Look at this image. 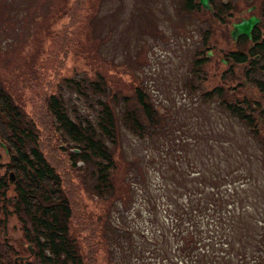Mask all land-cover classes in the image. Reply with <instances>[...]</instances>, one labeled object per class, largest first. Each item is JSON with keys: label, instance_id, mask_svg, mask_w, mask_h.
<instances>
[{"label": "rangeland", "instance_id": "obj_1", "mask_svg": "<svg viewBox=\"0 0 264 264\" xmlns=\"http://www.w3.org/2000/svg\"><path fill=\"white\" fill-rule=\"evenodd\" d=\"M172 1L179 2L81 0L75 15V10L72 9L73 0H0V83L28 119L36 112L37 106L43 103L42 100L46 101L47 91L50 89L59 92L58 97L63 100L70 116L80 117L86 113L89 118L97 105L93 98L95 93L90 90L86 95L77 93L74 87L67 85L64 77L92 75L99 69L112 78L127 81L126 83L132 82L131 76H137L142 91L152 101H162L175 112L177 109L182 116L180 120L187 121L191 118L192 123H200L205 131L213 132L217 127L224 129V134L217 131L214 138L209 139L210 145L207 149L197 144L205 149L203 159L206 167L209 166L208 171L197 175L204 183L202 185L201 181L198 182L200 193L209 195L213 188L207 181L209 176L220 179L224 177V172H228V179H223L226 183L222 184L220 189L214 188V192L225 195L223 202L227 203L221 205L220 214L228 219L221 221L220 230L202 241L206 246L215 241L211 249L218 254L225 252L224 255L227 253L232 259L224 260L225 264H241L253 249L251 235H255L257 228L263 229L262 225L257 223L264 203V135L253 136L240 119L227 115L221 109V104L216 103L217 99L210 97L200 101L199 95L194 96L193 91L189 92L188 85L192 86V82L193 87L198 85L199 89H203L218 84L222 87V92L224 90L237 99L243 94H251L264 104V89L258 90L250 80L251 77H256L264 83V52L259 50L260 54L256 56L254 64L245 61L228 68V62L225 63L224 59L229 49L236 48L241 49L247 58L252 56L247 48L249 41L243 38L237 40V37L232 40L228 31L231 21L254 14L259 16L255 24L261 36H264V0H226L231 7V15H223L226 18L224 24L212 21V17L204 10L197 14L189 13L181 5L174 6ZM211 1L217 4L220 0ZM251 5H254V8L248 7ZM151 17L154 26L153 30L148 32L141 25L143 20ZM75 18L77 22H71L70 19ZM205 25L210 26V35L208 31L206 36L202 34ZM71 28L75 31L74 34L70 31ZM203 53L206 56L196 70L192 57L202 56ZM249 65H252V69L248 77H245L244 68ZM47 80H52L53 85L48 86ZM131 89L132 87L124 93L127 92L133 101ZM40 108L42 113L43 108ZM36 115L33 114L34 117ZM37 123V134H40V128L41 132L49 137V144L55 145L54 141L61 144L59 140H62L63 135L60 134L61 137L57 133V126L51 116L48 122L44 119L43 122ZM181 124L186 127L189 123ZM133 139H127L125 135L120 136L123 157L126 159L129 155H137L140 156L137 162L139 165H148L145 161L146 147ZM39 145L46 156L43 140L39 139ZM6 149L0 142V175L5 179L11 170L6 165ZM49 155L50 159L47 156L46 158L58 169L55 149L51 148ZM221 157L227 158L229 164L226 166L224 163L216 169L217 160ZM66 163L67 161L65 166ZM184 166L187 169L185 163ZM153 167L154 171L149 169L145 172L152 182L160 176L158 166ZM88 170L89 164L84 163L77 167L76 174L81 178L84 188L90 191L92 178ZM170 172L173 176L169 175V180H176L174 184L177 183L180 174L172 169ZM73 175L74 170H70L68 176L74 179ZM231 178L236 182L231 183ZM231 188V192L235 190L233 197L229 190ZM87 190L85 192L88 194ZM12 194V188L8 186L5 197L0 198V264H39L40 260L35 256L34 249H28L19 217L11 211V202L7 198ZM214 196H217V193ZM84 197L86 196L78 194V198L83 199L79 208L85 213L93 201L85 200ZM133 197L131 206L121 209L122 217L117 216V211L108 210L109 212L100 218L102 223H105L106 231L99 235L104 236L102 239L108 250L104 253L105 262L101 260L99 248L98 252L93 253L91 264H187L181 257L185 260L188 258L184 250L169 248V245L180 240L173 238L169 226L159 227V221L165 219L155 212L154 218L151 216L153 221L147 224L149 220L145 216L144 201H140L139 193H135ZM209 216L215 218L208 214V219ZM221 218L216 219L220 221ZM237 220H241L238 225ZM117 221L122 222H118L120 228L131 233L129 237L125 233L120 235L109 229L111 224L116 226ZM215 223L217 225L216 221ZM229 223L233 227L229 226ZM70 224L71 233L78 237L79 249L84 253L83 245L88 243L87 238L82 241L77 223L70 220ZM155 224L157 227L153 230ZM161 230L165 234H162ZM114 240L122 242L121 245L115 244ZM148 243L156 244L163 251L151 254L146 248Z\"/></svg>", "mask_w": 264, "mask_h": 264}, {"label": "trees", "instance_id": "obj_2", "mask_svg": "<svg viewBox=\"0 0 264 264\" xmlns=\"http://www.w3.org/2000/svg\"><path fill=\"white\" fill-rule=\"evenodd\" d=\"M178 1H172L174 6L181 5L189 13L195 14L204 10L212 17V21H218L219 24H224L226 21L224 14L231 15V7L226 0L217 1V4L208 0L211 10L203 8L198 0ZM80 3L81 0H73L72 9L75 10V15ZM70 12L72 18V10ZM70 20L77 22V18ZM142 22L141 26L145 28V31L153 30L152 17ZM205 26L202 34L206 36L208 31L210 35V26ZM70 31L75 33L73 28ZM104 36L105 34L102 38ZM240 38L252 40L251 44L247 45L251 55L254 53L259 55V50L264 52V36H261L257 26L250 30V37L240 34L237 40ZM226 54L224 59L225 63L228 62V68L245 61L249 64L256 62L253 56L247 58L244 52L237 49H229ZM205 56L206 54L203 53L202 56L192 57L196 70L198 69L196 67L201 66ZM251 69L252 65L244 68L245 77H248ZM78 76L69 75L64 78L67 85L74 87L79 94L86 95L89 90L95 93L93 98L97 105L89 118L86 113L80 117L70 116L63 100L58 97L59 92L50 89L47 91L46 101L42 100L43 103L40 105L43 112L39 111L41 108L38 105L36 112L33 113L37 115L34 117L31 114L28 119L0 83V142L8 149H6L8 157L6 165L15 175L12 210L22 224V234L30 245L34 246L35 256L40 260L39 264H91L93 253L98 252L99 248L101 260L105 262L104 253H107L108 247L102 239L104 236L100 237V235L102 231H106V227L100 218L108 210H115L117 216L122 217L121 209H128L131 206L135 193H139L141 202L144 201L145 216L149 220L147 224L153 221L154 214L157 212L158 216L165 219L159 221V227L169 226L173 238L180 240L169 245V248L176 247L184 250L188 257L185 260L181 256L184 262L225 264L224 260L231 261L227 253L224 255L225 252H220V255L211 249L215 241L208 243V246L202 241L203 238H209L214 232L220 230L221 221L228 219L220 214L221 205L227 203L223 202L225 195L214 192L215 187L220 189V186L226 183L223 179H228L226 177L228 172H224V177L220 179L213 175L208 177L207 181L213 186L209 195L200 193L201 188L198 182L201 181L202 185L204 183L202 178H197L198 174H203L209 169L203 159L204 148L207 149L210 145L209 139L214 138L217 131L224 134L225 130L217 127L213 132L205 131L200 123L196 121L192 123L191 118L187 121L180 120L181 115L177 109L175 112L172 107L164 105L162 101H152L142 91L137 76H131V83H126L127 81L120 78H112L100 69L94 71L92 75ZM250 80L255 83L258 90L264 88L262 79L251 77ZM47 84L53 85L52 80H47ZM191 84L192 86L188 85L189 92L193 91L194 96L199 95L200 101L210 97L217 99L216 103L221 104V109L227 115L240 119L248 127L250 134L257 137L264 135V104L251 94L249 96L243 94L244 97L237 99L224 90L222 92V87L218 84L203 89H199L198 85L193 87L192 82ZM131 87L133 101L127 92L124 93ZM246 91L249 93L248 90ZM49 116L58 128L54 126L57 133L63 135V137L60 135L61 144L55 141V145L49 144L47 142L49 137L45 136L40 128V134L36 133L39 126L37 122H43L44 119L48 122ZM183 122L189 124L184 127L181 124ZM121 135H125L127 139L134 138L133 140L146 147L145 161L148 165H139L137 162L140 156L137 155H129L126 159L123 157L119 141ZM39 139L45 143V155L49 159L50 149H55L58 169L44 156ZM197 144H201L204 148ZM116 149L117 152H115ZM191 162L193 164H190ZM84 163L89 164L88 172L92 178L90 191L84 188L81 178L76 174L77 167ZM224 163L227 166L228 159L219 158L216 169ZM153 166H158L160 176L152 182L145 172L149 169L154 171ZM171 169L180 174L175 184L176 180L171 182L172 179L168 178L169 175L173 176ZM70 170H74V179L68 176ZM230 180H232L231 183L236 182L232 178ZM85 190L89 193L87 194ZM229 190L233 197L235 190L232 192V188ZM215 193L217 196H214ZM78 194L86 196L85 200L93 201L90 205L86 203L88 209L85 213L80 209L83 199H79ZM208 214L215 218L209 216L210 219H208ZM216 218L221 220L217 221ZM70 220L76 222L77 227L79 226L82 241L87 238L88 243L83 245L86 247H84V253L79 249L78 237L71 233ZM240 221L237 220L236 224L238 225ZM118 222L122 224L121 221H117L116 226L111 224L109 229L120 235L125 233L129 237L131 233L120 228ZM156 224L153 225V230L157 227ZM229 226L233 227L231 223ZM161 233L165 234L162 230ZM262 238L264 239V236ZM251 239L254 243L252 235ZM114 242L117 245L122 243L115 240ZM146 248L151 254L155 251H163L156 244L148 243Z\"/></svg>", "mask_w": 264, "mask_h": 264}, {"label": "flooded vegetation", "instance_id": "obj_3", "mask_svg": "<svg viewBox=\"0 0 264 264\" xmlns=\"http://www.w3.org/2000/svg\"><path fill=\"white\" fill-rule=\"evenodd\" d=\"M248 7L252 9V8H254V5H251V6H248ZM254 26H257V25L254 24L252 26V28ZM257 28H258V26H257ZM248 41H249V44H251L252 40L250 41L248 39ZM239 50L242 51L241 49H239ZM252 56H253V54H252ZM254 58H257V57H254ZM14 176L15 175H14L12 170H9L6 179L3 178L0 175V198H2L3 196L5 197L6 189H7L8 186H10L12 188V191H13V179H14ZM13 196H14V191H13V194L11 195V197L7 198L8 201L11 202L10 205H11V211L12 212H13V210H12L13 209V204H12ZM262 205L263 206L261 207V210H260V212H261L260 219H258V223L257 224H261L263 229L260 230V228H257L258 231H256L254 233L255 235H252L254 237V243H253V247H252L253 249L251 250L250 255H247V257L242 261L241 264H264V240L262 238V236H264V203ZM4 207H6V206H4ZM24 239H26V238L24 237ZM26 242L28 243L27 246H28L29 251H31L32 248L34 249V246H31L30 242L28 240Z\"/></svg>", "mask_w": 264, "mask_h": 264}, {"label": "water", "instance_id": "obj_4", "mask_svg": "<svg viewBox=\"0 0 264 264\" xmlns=\"http://www.w3.org/2000/svg\"><path fill=\"white\" fill-rule=\"evenodd\" d=\"M198 3L204 8L210 9V4L207 0H198ZM257 16L249 14L246 17H241L238 20L231 21V28L228 31V35L234 40L237 34L249 35L250 28L255 24Z\"/></svg>", "mask_w": 264, "mask_h": 264}]
</instances>
